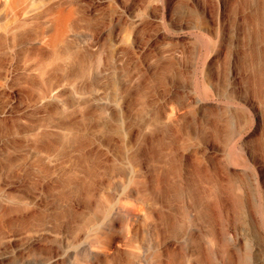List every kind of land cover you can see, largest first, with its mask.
<instances>
[{
    "label": "rangeland",
    "instance_id": "374dc122",
    "mask_svg": "<svg viewBox=\"0 0 264 264\" xmlns=\"http://www.w3.org/2000/svg\"><path fill=\"white\" fill-rule=\"evenodd\" d=\"M0 264H264V0H0Z\"/></svg>",
    "mask_w": 264,
    "mask_h": 264
}]
</instances>
